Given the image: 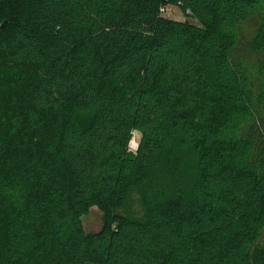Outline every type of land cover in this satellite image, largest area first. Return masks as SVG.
Here are the masks:
<instances>
[{
	"label": "trees",
	"instance_id": "16d2710c",
	"mask_svg": "<svg viewBox=\"0 0 264 264\" xmlns=\"http://www.w3.org/2000/svg\"><path fill=\"white\" fill-rule=\"evenodd\" d=\"M260 8L0 0V264H264V82L254 93L230 32ZM251 47L264 73V14ZM45 235L55 258L34 251Z\"/></svg>",
	"mask_w": 264,
	"mask_h": 264
},
{
	"label": "rangeland",
	"instance_id": "374dc122",
	"mask_svg": "<svg viewBox=\"0 0 264 264\" xmlns=\"http://www.w3.org/2000/svg\"><path fill=\"white\" fill-rule=\"evenodd\" d=\"M263 14H264V8H260L258 11L254 13V15L249 20L240 23L233 30L230 31L237 38V44L236 47L233 49L232 58L236 64L240 65L244 70H246L249 80L253 84L254 93L256 94L262 91L261 89L264 82V73L262 71L260 72L258 65L261 55L251 47V43L256 35L258 28L260 27L261 17ZM171 18L180 21L185 20L184 15L178 9L173 10L172 15L170 16V19ZM260 105L261 106H257V108L255 105L258 116H256V120H257L256 128L255 130H253V132H255L254 141L255 142L257 141V144L259 145H261L262 142L264 144V101ZM242 125L243 126L241 127L242 129L241 134L244 135L247 132V128L244 127L245 126L244 124ZM140 137L141 135L139 132L133 131L131 133L129 144L131 143L136 144V148L138 149L141 139ZM137 149L136 150L128 149V152L132 154H136ZM129 209L134 213L133 214L134 216L140 215L141 209L135 197L132 198V201L130 202L127 211H129ZM93 211L94 212L89 213L90 217L92 218L89 225L92 229L97 231L100 229L101 226V215L97 210L94 209ZM126 214H129L130 216L132 215L131 212ZM114 227L115 226L112 225L111 228ZM51 244L52 247L47 246L46 235H45V239L42 238L40 245H38V247H35L34 251L37 254L45 253L46 256L48 255L49 258H55L57 256V250L55 249L56 247L55 242ZM263 251H264V230H261L260 237L254 246V253H256L258 257L257 258L258 261H260L259 260L260 257L262 258L261 254Z\"/></svg>",
	"mask_w": 264,
	"mask_h": 264
},
{
	"label": "water",
	"instance_id": "95a60500",
	"mask_svg": "<svg viewBox=\"0 0 264 264\" xmlns=\"http://www.w3.org/2000/svg\"><path fill=\"white\" fill-rule=\"evenodd\" d=\"M141 138V137H140ZM137 149V148H136ZM97 210L96 208H92L90 210V213L94 212L93 210ZM98 211V210H97ZM92 220V218L90 217V215L88 216H81L80 217V221L82 223V227H83V231L85 233V235H88V234H95L97 233L99 230L95 231L94 229H92L89 225L90 221Z\"/></svg>",
	"mask_w": 264,
	"mask_h": 264
},
{
	"label": "built area",
	"instance_id": "2783aa9c",
	"mask_svg": "<svg viewBox=\"0 0 264 264\" xmlns=\"http://www.w3.org/2000/svg\"><path fill=\"white\" fill-rule=\"evenodd\" d=\"M174 8L173 6H169V5H162L159 7V13L162 17H165V18H170V16L172 15V12H173ZM128 149L131 150H136V144H129L128 145Z\"/></svg>",
	"mask_w": 264,
	"mask_h": 264
},
{
	"label": "bare ground",
	"instance_id": "6f19581e",
	"mask_svg": "<svg viewBox=\"0 0 264 264\" xmlns=\"http://www.w3.org/2000/svg\"><path fill=\"white\" fill-rule=\"evenodd\" d=\"M134 144V143H133Z\"/></svg>",
	"mask_w": 264,
	"mask_h": 264
}]
</instances>
